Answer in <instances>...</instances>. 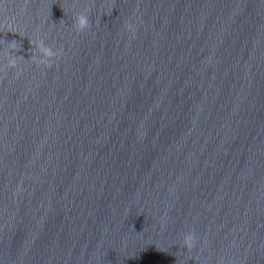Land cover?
<instances>
[{
    "label": "water",
    "instance_id": "95a60500",
    "mask_svg": "<svg viewBox=\"0 0 264 264\" xmlns=\"http://www.w3.org/2000/svg\"><path fill=\"white\" fill-rule=\"evenodd\" d=\"M0 264H264V0H0Z\"/></svg>",
    "mask_w": 264,
    "mask_h": 264
},
{
    "label": "clouds",
    "instance_id": "9594fccd",
    "mask_svg": "<svg viewBox=\"0 0 264 264\" xmlns=\"http://www.w3.org/2000/svg\"><path fill=\"white\" fill-rule=\"evenodd\" d=\"M89 25V18H88V12L87 9L81 10L74 14L73 18V26L77 28L78 30L84 29ZM127 27L134 31V27L132 24H128ZM35 51L33 54L29 56L28 59H30L35 64H45L50 65L52 62V59L59 55L58 50H54L50 46H46L44 44V41L42 39H35L32 41ZM7 50L4 53L7 57V64L10 67H16L18 64V61L25 60L22 58V56L17 55V51L20 48V45L15 40H10L7 42L6 46ZM183 244L188 249L191 250L194 247V236L191 232H187L183 236Z\"/></svg>",
    "mask_w": 264,
    "mask_h": 264
}]
</instances>
